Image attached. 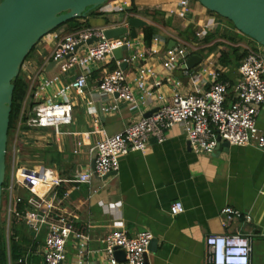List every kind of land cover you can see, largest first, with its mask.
Masks as SVG:
<instances>
[{
    "label": "built area",
    "instance_id": "obj_1",
    "mask_svg": "<svg viewBox=\"0 0 264 264\" xmlns=\"http://www.w3.org/2000/svg\"><path fill=\"white\" fill-rule=\"evenodd\" d=\"M192 1L164 0L157 2L155 7L176 14L188 10ZM106 3L107 6L99 13H125L128 12L127 7L134 4L131 0H110ZM212 27L208 23L200 25L195 31L197 41L180 39L175 45L166 47L161 61L163 71L159 74L152 66L140 62L148 55L161 53L167 45L163 34H155L147 50L146 45L139 46L140 43L132 39L130 33L108 38L103 26H84L67 34L64 31L55 34L57 41L52 59L57 62L60 73L53 77L44 76L41 63L35 66L25 60L22 69L29 80V91L19 118L18 129L22 136L40 132L32 129L44 127L53 128L56 134L64 133L62 126L73 122L75 97L84 98L90 85L88 74L94 65L106 68L116 61L119 67L112 73L106 72L96 81L97 94L118 95V98L132 103H146L155 95L158 105L150 116H143L121 132L108 135L102 130L103 137L91 148L94 169L82 171L76 176L65 177L49 166L35 170L18 167L14 148L10 180L3 186L2 202V222L9 251L12 238H17L13 223H27L35 237L43 233L44 238L41 262L31 259L28 252V255L14 261L9 255V264H151L147 254L154 234L150 230L129 235L124 229H114L102 238L101 248H93L94 223L81 222L69 201L73 190L79 189L81 184H91L95 177L103 178L112 171H118L123 156L145 150L152 138L159 143L164 142L166 131L177 124L182 126L191 149L196 153L215 150L219 137L222 142L240 146L255 140L257 146L264 149V131L258 125V116L264 108V54L246 46V55L239 66L240 76L234 86L222 80L223 67L216 61L201 64L199 70L187 66L191 52L203 46ZM38 45L35 47L36 55L41 60ZM125 45L127 49L118 59L115 49ZM124 61L137 69L134 84L128 81L121 67ZM179 66H184L192 90L182 93L174 89L171 99H168L159 92L165 83L163 74ZM65 76L70 78L67 80ZM207 83L208 87L205 86ZM52 88L54 91L49 94L48 90ZM232 89L234 95L229 99ZM118 107L117 103H113L101 110L111 112ZM89 111H97L93 101H89ZM22 126L28 129L21 130ZM81 146L82 142H78L76 153ZM23 191H28L30 196L26 197ZM184 210L182 201L171 205L173 215ZM223 213L229 219L242 216L239 210L232 207H225ZM205 243L207 264H252V238L247 234L213 233L207 236ZM70 248L74 249L72 257ZM117 251L124 252V260L117 257Z\"/></svg>",
    "mask_w": 264,
    "mask_h": 264
},
{
    "label": "crops",
    "instance_id": "obj_2",
    "mask_svg": "<svg viewBox=\"0 0 264 264\" xmlns=\"http://www.w3.org/2000/svg\"><path fill=\"white\" fill-rule=\"evenodd\" d=\"M131 1L148 25L154 26L156 32L163 34L167 40L160 54L148 55L140 64L152 66L159 74L163 71L161 61L166 47L175 45L180 39L188 41L200 25L208 23L213 26L208 33L214 35L213 39L208 43L203 42V46L191 52L189 59L201 56V61L189 69L199 70L201 64L216 61L223 67L222 80L229 81L233 86L237 83L239 62L245 56L236 65H224L221 56L230 47L226 43L212 47L215 41L222 40L223 34L232 35L238 32L237 29L227 25L198 1L193 0L188 10L176 14L155 7L157 2L164 0ZM105 18V14L98 12L96 16L90 15L79 21L91 23L89 26H112ZM145 27L139 28L138 37L132 39L140 43L139 46L146 45L149 50L151 43L145 41ZM69 30L70 25L65 24L44 36L38 45L41 61L36 54L28 59L35 66L41 63L44 76L53 77L60 73L57 63L51 65L57 41L55 34L59 31L67 34L72 31ZM227 42L230 46L240 47L235 41ZM240 52L243 54L245 50ZM106 68L94 65L89 71L90 85L82 100L75 97L73 122L64 125V133L56 134L52 129L32 133L41 139L44 150L55 148L61 151L62 161L55 160L54 167L46 163L45 166L53 167L65 177L76 176L92 168L94 159L91 148L103 137L102 130L114 135L157 108L155 95L146 103H132L118 98V95L97 94L96 81L106 72L112 73L119 67L116 61H112ZM124 70L128 81L134 84L137 69L128 64ZM163 76L165 83L159 92L168 99H171L174 89L182 93L192 90L184 66L165 72ZM65 78L68 80L70 76ZM26 80L29 84V80ZM151 81L150 77L149 83ZM53 89H49L48 93L52 94ZM233 95L234 89L230 97ZM89 101H93L96 112L89 111ZM113 103L119 105L118 109L111 112L101 110L103 106ZM258 125L264 131V108L258 116ZM78 142H82V146L76 153ZM175 201L183 202L184 212L177 215L171 213V205ZM69 205L78 212L81 222L94 223L93 248H101L102 238L114 229H124L129 235L150 230L159 240L157 251L147 254L151 264H207L205 240L208 235L244 233L252 238V264H264V149L259 148L255 140L246 146L230 145L212 152L196 153L191 149L182 126L177 124L166 131L164 142L159 143L152 138L145 150L123 156L117 174L106 179L95 177L91 184H81L79 189H74ZM225 207L239 210L242 216L229 219L223 213ZM30 232L34 242L28 251L34 256V261L41 262L43 242L37 241L35 234ZM5 237L7 243V235ZM70 250L72 254L74 249Z\"/></svg>",
    "mask_w": 264,
    "mask_h": 264
},
{
    "label": "water",
    "instance_id": "obj_3",
    "mask_svg": "<svg viewBox=\"0 0 264 264\" xmlns=\"http://www.w3.org/2000/svg\"><path fill=\"white\" fill-rule=\"evenodd\" d=\"M110 0H1L0 1V234L2 225L3 186L7 172V150L9 127L15 90V78L20 75L26 58L34 47L49 33L72 19L86 18L98 7ZM212 12L229 19L236 29L264 46V0H195ZM133 6L121 13V22L105 28L108 38L130 33L138 37L137 30L148 25V21L133 12ZM92 41V40H91ZM90 41V42H91ZM175 43V42H174ZM170 47V46H169ZM127 46L115 49L118 59ZM201 61V56H192L188 67ZM54 61L51 65L56 64ZM127 61L121 63L124 69ZM51 67V66H50ZM156 109L145 114L150 116ZM230 147V143L218 138L216 149ZM95 163L93 161L92 169ZM117 174L112 171L103 179ZM159 240L153 238L149 251H157ZM120 260L123 251H117Z\"/></svg>",
    "mask_w": 264,
    "mask_h": 264
},
{
    "label": "rangeland",
    "instance_id": "obj_4",
    "mask_svg": "<svg viewBox=\"0 0 264 264\" xmlns=\"http://www.w3.org/2000/svg\"><path fill=\"white\" fill-rule=\"evenodd\" d=\"M195 1V0H194ZM104 6H107V3L96 8L94 11L96 13H98L102 8H104ZM134 13H138V11H133ZM119 14L120 13H114V12H107L106 15V22L108 24H115L118 22H121L122 19L119 18ZM219 18H221L227 25L231 26L232 28L236 27L234 26V24L227 18H224L222 16H220L219 14L215 13ZM94 16V15H92ZM89 21V20H87ZM91 24V23H89ZM71 31V30H69ZM74 31V30H72ZM157 34V32H155ZM234 36V41L239 43L241 50H247L248 46L249 48L264 54V47L259 44L258 42H256L255 40H253L252 38L246 36L245 34H243L242 32L238 31L237 33L234 32L232 34ZM193 36H191L192 39ZM191 39H188V41H192ZM40 45V44H39ZM226 45V44H225ZM229 47H232L230 45H226ZM235 47V46H233ZM36 54V49L29 55V57L27 58V61L29 58L33 57ZM41 61V60H39ZM26 63V62H25ZM241 64V62H239ZM20 74L22 75V77L26 80V75L23 71V69L21 70ZM29 91V89H28ZM81 100V99H80ZM78 104V103H77ZM76 110H81V108H76ZM62 128L64 129L65 126H62ZM22 130H26L28 129L27 126H23L21 127ZM48 129H52L54 131L53 128H35L32 129L33 131H47ZM20 130L18 129V126L16 127V129L14 130L12 136H10V140L8 141V150H7V172H6V180H5V185L6 186L10 180V175H11V161L13 158V154H14V148H16V156H17V164L18 167L24 166L26 168L29 169H41L43 166H45L46 164H51L53 167L55 166V160H59L62 161V153L60 150H56L55 148H51V149H43L44 145H41V139L37 138L35 135L33 134H28L27 136L24 134L22 136V134L19 132ZM58 158V159H57ZM46 163V164H45ZM18 171V170H17ZM5 194V192H4ZM23 194L26 195V197L30 196V193L28 191H23ZM13 228L15 230V234L17 236V238H20L19 243L21 244V247L23 250L27 251L29 250V248L31 247V244L34 242V238L31 235L30 232V228L29 225L27 223H21V222H16L13 223ZM1 237H0V243L5 244L6 247V261H9V255H11V250L9 251V247H8V242L6 243V229L4 226V222H2L1 225ZM43 233H40L39 236L36 238L37 241H42L43 240ZM13 243V242H12ZM10 252V254H9ZM70 253V256H73ZM17 257L14 256V254L12 255V260H16Z\"/></svg>",
    "mask_w": 264,
    "mask_h": 264
},
{
    "label": "trees",
    "instance_id": "obj_5",
    "mask_svg": "<svg viewBox=\"0 0 264 264\" xmlns=\"http://www.w3.org/2000/svg\"><path fill=\"white\" fill-rule=\"evenodd\" d=\"M132 6L134 7L133 11H136L137 7L134 4ZM97 14L98 13L93 11L90 15L96 16ZM65 24L70 25L71 30H76V29L82 28L84 26H89V24L87 22H80L79 19H72ZM65 24H63V25H65ZM63 25H61V26H63ZM144 30H145V41L147 44H150L153 36L155 35L156 29L154 26L148 25L144 28ZM194 35L195 34H193V40L192 41H197V38H196V36L194 38ZM213 36L214 35L209 34L204 42L205 43L211 42L213 39ZM233 38H234L233 35L223 34L222 40L215 41L213 43L212 47L220 45V44H224V43H226L228 45L229 42H227V41H230V42L234 41L235 38L234 39ZM225 40H227V41H225ZM35 47H34L33 51L35 50ZM240 51H241L240 47H233V46L230 47L229 51L222 53L221 63L224 65H236L243 58V56H245V52H243V54H241ZM14 82H15V90H14V97H13L10 127H9V140H10V136H12L14 130L18 126L17 124H18V120L20 118V115L22 113L23 102L25 100V97L28 93V88H29L27 80H25L21 74L17 78H15ZM229 99H232V96L230 97V95H229ZM26 172H29V171H26ZM0 237H1V235H0ZM19 241H20V238H16V237H13L11 240V254L12 255L14 254V256H16L17 258H19L20 256H24L27 252H29L28 250L25 251L22 249ZM6 255H7V253H6L5 244L0 243V264H7ZM31 259H34V256L33 257L31 256Z\"/></svg>",
    "mask_w": 264,
    "mask_h": 264
}]
</instances>
